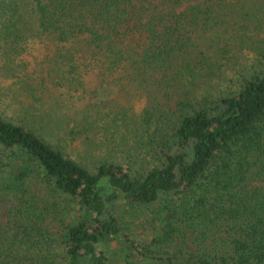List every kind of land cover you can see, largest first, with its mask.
<instances>
[{
    "label": "trees",
    "instance_id": "trees-1",
    "mask_svg": "<svg viewBox=\"0 0 264 264\" xmlns=\"http://www.w3.org/2000/svg\"><path fill=\"white\" fill-rule=\"evenodd\" d=\"M179 1L0 0L7 104L51 72L67 100L84 92L83 72L143 99L92 115L30 98L0 109V264H119V252L123 264H264V43L226 76L229 49L215 61L193 49L197 4ZM78 138L89 163L68 153ZM33 176L62 199L59 244L27 199ZM137 213L145 233L132 237L126 216Z\"/></svg>",
    "mask_w": 264,
    "mask_h": 264
},
{
    "label": "rangeland",
    "instance_id": "rangeland-1",
    "mask_svg": "<svg viewBox=\"0 0 264 264\" xmlns=\"http://www.w3.org/2000/svg\"><path fill=\"white\" fill-rule=\"evenodd\" d=\"M192 4H197V27L190 32V38L193 40L190 43L191 47L193 49L197 48V50L202 49L205 54L211 55L209 56L210 60L215 61V58L220 55L218 50L221 43L225 44V47L229 51L225 52L224 57L222 56L220 60L224 63L223 68L227 74L226 76H231V68L240 69L242 64L249 62L251 51L247 46L255 45V43L260 41L264 43V0H180L175 9L181 10ZM235 34L237 36L234 40L233 35ZM239 41L242 44H238ZM34 51H31L32 55L36 54ZM39 56H41L40 52L36 54L35 60ZM31 63V65L37 68L36 72H39L41 69L45 73V67L48 66V63L46 64L42 61L40 63L38 61L35 63L31 61ZM51 74L47 75L50 82H47L43 89L41 87L35 88L33 97L31 95H24L22 90L17 94L19 95L18 97L22 100L24 99L23 102L27 101V98L34 99L38 104L42 100L43 103L39 108H49L50 111L53 110L58 115H62L64 111L67 114H73L85 109L92 115L97 108H102L100 110L115 109L121 105H126L133 109L134 107H140V102L143 100L142 98L136 99L124 95L120 90V83L118 81L105 77V79L99 80L93 72H83L82 78L85 80L83 84L85 88L84 92L75 93L76 95L68 97L69 100H67L65 96H59V88L55 85L56 81L53 79V74ZM201 74L204 73L199 72L197 76V80L200 79L199 81L206 79V76ZM207 75L212 76L210 74ZM227 78L225 77L223 81H227ZM6 87L0 88V109L4 110V112L15 108L22 102V100L17 102L13 99V102L7 104V99L9 98L5 97L2 100L3 96L7 93ZM57 98L61 99L59 100V104H56L58 103L56 102ZM87 145H91L88 140L84 143L82 138H78L67 146L68 153L75 159L84 160L89 163L92 161V158ZM27 185V199L31 203H34L36 207L41 208L42 211L46 210L41 215L43 223L59 244L62 233L59 215L62 208L60 204L63 206L62 199L60 200L58 196H53L36 176L29 178ZM99 187L102 196L111 190V187L104 180L99 182ZM56 201L60 202L59 208L56 206ZM117 211L119 214L122 213V209ZM141 214L137 213L135 217L130 214H128L130 216H126L128 222L125 220L127 222L125 231L129 236L133 237L136 234L142 235L145 233L140 223L139 216ZM119 254H117L119 258L116 256L119 264L125 263V258V262L120 260L123 253L119 252ZM134 257L127 258L128 264H161L152 258L138 260ZM59 261L60 259H57L55 264H60ZM80 264H85L84 259H81Z\"/></svg>",
    "mask_w": 264,
    "mask_h": 264
}]
</instances>
